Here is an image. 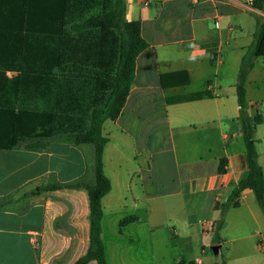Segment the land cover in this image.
I'll list each match as a JSON object with an SVG mask.
<instances>
[{
	"label": "crops",
	"instance_id": "1",
	"mask_svg": "<svg viewBox=\"0 0 264 264\" xmlns=\"http://www.w3.org/2000/svg\"><path fill=\"white\" fill-rule=\"evenodd\" d=\"M126 5V19L141 21L148 47L137 57L121 114L103 124L104 171L112 183L102 200L108 263L169 264L172 257L178 264H264V214L251 190L235 198L239 205L216 228L224 203L248 174L235 85L264 11L249 0ZM246 89L248 105L264 116L263 57H254ZM203 91L210 94L192 97ZM91 113L79 122L71 115V125L79 126L70 131L87 130ZM254 136L264 171V120ZM94 169L92 144L32 137L0 147V264H74L87 253V189L46 187L92 183ZM133 215L138 219L121 225ZM206 223L215 234L205 233Z\"/></svg>",
	"mask_w": 264,
	"mask_h": 264
},
{
	"label": "trees",
	"instance_id": "2",
	"mask_svg": "<svg viewBox=\"0 0 264 264\" xmlns=\"http://www.w3.org/2000/svg\"><path fill=\"white\" fill-rule=\"evenodd\" d=\"M112 7L107 11L91 16L83 22L72 25L75 31L85 29H100L109 34L116 33L119 40L117 64L114 73L106 69H96L76 62L61 66L62 71L76 73H92L104 77L112 83L108 98L102 106L94 107L90 116V126L87 130H75L56 133L55 113L32 109L15 111L8 106L5 86L7 82L0 78V147L11 148L20 140L32 137L53 138L74 144H92L94 146V174L92 183L74 182L66 185H49L46 188L60 186L85 187L89 194L91 210L90 246L87 253L74 264H87L95 260L97 264H109L103 240V198L111 191L112 183L104 171L103 153L109 138L103 134V124L107 119H116L122 112L135 77L137 57L148 47V42L142 35L141 21L126 19V0H111ZM253 6L264 11V0H254ZM66 0H0V66L11 67L7 61L15 59L21 46L28 47L27 33L59 31L65 24ZM253 56L245 53L242 57L236 81V93L239 105V120L242 126L246 145L248 174L232 190L227 202L222 207L220 219L216 222L217 232L223 225V217L230 206H238L235 198L244 190H251L264 214V171L259 162L256 147L255 129L263 123L262 111L252 115L250 109L255 105L247 102V79L254 67V57H264V19L257 18V26L252 42ZM15 61V60H14ZM3 64V65H2ZM184 73L189 82L188 74ZM208 91L195 93L193 98H201ZM177 101L181 99L177 98ZM5 124V126L3 125ZM223 163V161H221ZM220 171H224L222 167ZM138 219V216H128L121 221L125 225ZM189 264H194L193 262Z\"/></svg>",
	"mask_w": 264,
	"mask_h": 264
},
{
	"label": "rangeland",
	"instance_id": "3",
	"mask_svg": "<svg viewBox=\"0 0 264 264\" xmlns=\"http://www.w3.org/2000/svg\"><path fill=\"white\" fill-rule=\"evenodd\" d=\"M110 7L111 0H66L65 24L59 31L28 32V47L21 46L15 59L7 61L11 67L0 66V78L7 82L5 93L9 103L17 108L54 112L56 133L71 130V115L79 122L94 106L104 104L112 87L108 79L65 72L56 64L76 62L114 73L119 49L117 34L98 28L72 29L74 23L83 22ZM253 52L250 46L245 53L253 56ZM259 71L256 70L251 78ZM250 112L255 115L259 109L252 108ZM171 169L170 165L169 171ZM167 260L169 264H178L172 257ZM217 260H222L221 254L217 255Z\"/></svg>",
	"mask_w": 264,
	"mask_h": 264
},
{
	"label": "built area",
	"instance_id": "4",
	"mask_svg": "<svg viewBox=\"0 0 264 264\" xmlns=\"http://www.w3.org/2000/svg\"><path fill=\"white\" fill-rule=\"evenodd\" d=\"M253 1H254V0H249L250 3H253ZM193 2H194V3H197V2H199V0H193ZM215 26H216L217 28L220 27V20H217V21L215 22ZM204 231H205V233H207V235H213V234H215V229L212 227V225H211L210 223H206V224L204 225Z\"/></svg>",
	"mask_w": 264,
	"mask_h": 264
}]
</instances>
